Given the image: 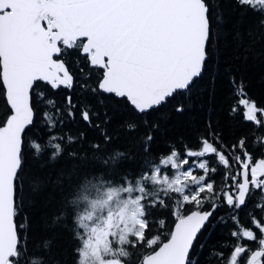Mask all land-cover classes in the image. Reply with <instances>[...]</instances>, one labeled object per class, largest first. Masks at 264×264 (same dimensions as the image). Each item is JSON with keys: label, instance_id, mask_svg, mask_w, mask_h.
I'll return each instance as SVG.
<instances>
[{"label": "snow or ice", "instance_id": "obj_1", "mask_svg": "<svg viewBox=\"0 0 264 264\" xmlns=\"http://www.w3.org/2000/svg\"><path fill=\"white\" fill-rule=\"evenodd\" d=\"M236 2L258 14L257 26L264 28V0ZM221 19L218 0H0V90L7 109L0 119V264H60L51 254L52 240L43 242L45 257L37 259L29 248L26 155L38 158L44 149L26 142L27 132L42 119L49 132L62 126L65 116L75 121L77 109L89 127H100L93 124L99 113L90 105L81 106L71 95L59 103L42 85L53 91L79 86L141 117L172 101L182 113V99H190L206 75L214 82L219 73L214 56ZM72 62L87 64L89 71L80 68L83 82L70 72ZM230 80L238 97L232 113L242 106L244 121L258 132L250 144L244 137L224 145L209 121L208 135L197 138L199 150L169 149L151 168L131 174L121 170L126 157L119 150L101 156L98 143L89 144L92 152L71 150L73 144L83 147V132L50 136L49 159L57 161L67 145L74 161L55 182L62 199L51 225L71 233L73 264H264V202H259L264 201V106L247 98L242 80L231 73ZM137 127L131 123L127 130ZM101 135L105 144L111 142L106 132ZM152 141L149 132L142 149L146 157ZM218 166L230 181L219 187ZM98 177L103 181L94 183ZM224 207L228 212L214 218ZM245 208L260 213H246L250 226L240 221ZM165 211L173 215L174 228L156 215ZM229 221L236 226L229 232L233 241L209 248L212 230Z\"/></svg>", "mask_w": 264, "mask_h": 264}, {"label": "trees", "instance_id": "obj_2", "mask_svg": "<svg viewBox=\"0 0 264 264\" xmlns=\"http://www.w3.org/2000/svg\"><path fill=\"white\" fill-rule=\"evenodd\" d=\"M218 2L222 19L218 22L219 27L216 30L218 50L214 60L218 64L219 73L215 76L214 82L206 75L190 99H182L181 102L185 104V111L182 113L174 110L177 101H172L160 110L141 117L130 107L116 103L103 94L96 96L90 91H82L79 86H74L72 90L62 88L53 91L46 84L42 85L47 95L55 97L59 103H63L65 97L71 95L73 101L78 102L81 106L90 105L94 112L99 113L98 120L94 119L93 124L99 123L100 127H89L80 119L79 109H77L75 121H71L65 116V123L52 128L49 132L46 131L49 125L42 119L36 127L27 132L26 142H39L44 149L38 158H34L31 152L26 155L25 191L29 199L26 201L25 210L28 213L31 226L28 239L29 248L35 251L37 259L47 256L42 248L43 242L52 240V256L59 259L60 264H73V248L76 246V242L66 228L51 226L53 216L60 211L62 199L61 190L55 182L58 174L69 171L74 163L68 158L67 145H65L64 155L58 157L57 161L49 159L53 149L45 146L51 135L57 137L78 136L83 132L85 134V139L82 142L83 147L77 143L71 145V150L78 153L92 152V149L89 148L91 143L100 144L99 155L101 156L119 150L126 157V160L120 164L121 170L131 169V174H135L141 167L151 168L159 159L169 153V149L180 153L199 150L200 144L197 138L208 135L209 121L212 130L221 138L224 145H233L244 137L248 138L250 144L251 136L258 134L250 123L244 121L241 115L242 106L238 105L237 112L232 113L233 104L238 102V97L231 83L230 73L238 83L241 80L244 82L247 98L255 101L258 106H264V28L257 26L259 15L242 8L236 0H218ZM68 67L74 77L81 82L83 81L80 68L83 67L85 72L89 71L87 64L83 62L79 66L72 62L68 64ZM94 82L95 76L89 83L91 85ZM6 111L2 90H0V119L4 117ZM145 120H147L148 126H145ZM131 123L138 125L135 132L127 130V125ZM153 124L158 125V128L151 127ZM102 131L111 136L110 143L105 144L101 135ZM149 132L153 136V141L151 155L146 157L142 149L144 137ZM194 159L196 158H189L190 163ZM208 159L212 165L214 158L209 157ZM234 170L236 169L233 168ZM223 171H225L223 167L218 166V172L215 175L217 187L230 183L223 179L221 175ZM102 181L103 177L93 180L94 183ZM191 208V205L186 206L185 213ZM252 211H255L257 216L260 215L258 209L245 208L240 211L242 225L250 226V218L246 213ZM226 212H228L226 207L221 208L214 214V218L216 215ZM156 215L166 218L167 228H174V217L170 212H158ZM234 227L236 226L230 221L227 226L218 223L212 230L211 238L206 241L208 247L220 249V245L232 242L233 238L229 232ZM164 238L162 237V239ZM37 246H39V250H37ZM221 250L227 254V249ZM45 264H51V260H46Z\"/></svg>", "mask_w": 264, "mask_h": 264}, {"label": "rangeland", "instance_id": "obj_3", "mask_svg": "<svg viewBox=\"0 0 264 264\" xmlns=\"http://www.w3.org/2000/svg\"><path fill=\"white\" fill-rule=\"evenodd\" d=\"M173 171H175V170H173ZM199 171H200V170H197L196 174H199ZM234 171H235V170H234ZM224 190H225V191H228L229 189L226 187ZM220 195L222 196V195H223V192H221Z\"/></svg>", "mask_w": 264, "mask_h": 264}]
</instances>
